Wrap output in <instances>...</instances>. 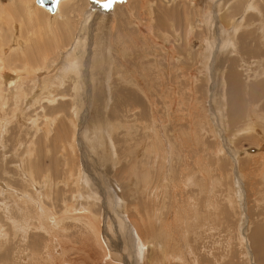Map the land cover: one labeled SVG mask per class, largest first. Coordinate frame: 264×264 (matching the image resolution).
<instances>
[{"label": "rangeland", "instance_id": "rangeland-1", "mask_svg": "<svg viewBox=\"0 0 264 264\" xmlns=\"http://www.w3.org/2000/svg\"><path fill=\"white\" fill-rule=\"evenodd\" d=\"M106 2L0 0V264H264V0Z\"/></svg>", "mask_w": 264, "mask_h": 264}, {"label": "bare ground", "instance_id": "bare-ground-1", "mask_svg": "<svg viewBox=\"0 0 264 264\" xmlns=\"http://www.w3.org/2000/svg\"><path fill=\"white\" fill-rule=\"evenodd\" d=\"M56 1H58V0H54V2H55V5H56ZM63 1V0H62ZM189 1H191V0H189ZM207 1V0H206ZM208 1H212V0H208ZM233 1V0H232ZM174 2V1H173ZM172 2V3H173ZM35 3H36V0H35ZM58 3V2H57ZM251 3V2H250ZM37 4V3H36ZM210 4V3H209ZM228 3H226V6L225 7H228V5H227ZM37 5H39V4H37ZM41 6V5H40ZM43 7V6H42ZM248 9H254V10H256V6L255 7H253V5H251V4H249L248 6ZM45 8V7H44ZM35 9H36V11L38 10L36 7H35ZM222 9V8H221ZM50 12V11H49ZM51 13V12H50ZM52 14V13H51ZM206 16H204V18H205ZM260 18V17H259ZM220 19V18H219ZM222 21V20H221ZM240 22H241V20H239L238 22H237V24L236 25H234V26H232V29L229 31V34H231V33H233V32H237V28L238 27H240ZM208 23V22H207ZM242 23V22H241ZM252 24V23H251ZM191 25V24H190ZM211 26L212 25V23L210 24H208V26ZM208 26H207V28H208ZM209 26V27H210ZM229 26V25H228ZM252 26V25H251ZM242 27V26H241ZM240 27V28H241ZM247 28V26H245V29ZM223 29H224V27H223ZM258 29V28H257ZM210 30V29H209ZM221 30V29H220ZM227 30V29H226ZM258 30H260V29H258ZM221 31H223V30H221ZM228 32V31H227ZM226 32V33H227ZM262 32V31H261ZM207 33V32H206ZM228 35V34H227ZM225 36V37H229V35L228 36ZM224 36V35H223ZM258 36V35H257ZM259 37V36H258ZM261 37H262V34H261ZM263 38V37H262ZM236 40V39H235ZM224 42H227V41H224ZM213 43L214 42H212V41H210V42H206V45H207V47H210V48H212L213 47ZM234 43V42H233ZM239 45V44H238ZM260 46V45H259ZM231 47H232V49L231 50H233V46L231 45ZM261 47V46H260ZM263 48V47H262ZM258 54V53H257ZM256 54V55H257ZM206 56V58H205V60H207L208 58H209V55L207 54V55H205ZM261 56V55H260ZM202 58L204 57V56H201ZM240 59V58H239ZM69 61V60H68ZM71 61V60H70ZM74 61H76V60H74ZM78 61V60H77ZM73 62V61H72ZM204 63H205V65H206V61H204ZM67 64H68V62H67ZM67 64H65V65H67ZM71 64V63H70ZM73 64V63H72ZM248 64V63H247ZM246 63H242L241 65L243 66V69L244 70H247V69H249L248 68V65H247ZM69 65V64H68ZM204 65V64H203ZM236 65V64H235ZM7 66V65H6ZM74 66H75V64H74ZM78 66V65H77ZM202 66V65H201ZM251 66V65H250ZM69 67V66H68ZM1 68V67H0ZM73 68V67H72ZM29 69H30V67H29ZM33 69V68H32ZM32 69H31V71H32ZM65 69V68H64ZM225 69V68H224ZM1 70V69H0ZM29 71V70H28ZM30 71V72H31ZM226 71V70H225ZM73 72H75V71H72V73ZM254 72V71H253ZM252 72V73H253ZM245 73V72H244ZM247 73V72H246ZM226 75V74H225ZM1 76H3L4 78L6 77V79L8 78V79H10V78H12L13 80L11 81V82H13V81H15V80H19V78L17 77V75L15 74V73H13V72H11V73H2V72H0V79H1ZM224 80V79H223ZM74 81V84H73V87H72V90L73 91H76V80L74 79L73 80ZM2 82V81H1ZM11 82H9L8 81V83H11ZM62 82V81H61ZM237 83V82H236ZM9 85V84H8ZM225 86V85H224ZM235 86V85H234ZM220 87V86H219ZM253 87V86H252ZM226 88V87H225ZM228 88H230V87H228ZM245 88V87H244ZM227 89V88H226ZM231 89V88H230ZM262 89V88H261ZM229 90V89H228ZM228 90H227V92H228ZM243 91H245L244 89H243ZM254 91V90H253ZM225 92V91H224ZM239 93V92H238ZM237 94V93H236ZM231 95V94H230ZM232 96V95H231ZM235 97V96H234ZM241 97H243V96H241ZM236 98H237V96H236ZM240 98V97H239ZM255 98V97H254ZM35 99V98H34ZM251 99H252V97H251ZM34 101V100H33ZM231 101V100H230ZM241 101V100H240ZM243 102V101H242ZM249 103V102H248ZM250 103H251V101H250ZM77 108V107H76ZM236 116V115H235ZM241 118V117H240ZM1 122V121H0ZM5 123V122H4ZM253 125V124H252ZM203 129V128H202ZM93 137V136H92ZM91 137V138H92ZM110 140V139H109ZM96 141V140H95ZM94 141V139H93V143L95 142ZM108 141V140H107ZM97 144V143H96ZM87 211V210H86ZM84 216H85V219H87L89 222H91L92 223V220H91V216L90 215H88V214H84ZM78 218H80V216L78 217ZM51 225H52V223H51ZM84 225H86V226H88L89 228H90V226L91 225H87V224H85L84 223ZM3 234L4 233H2L1 231H0V239H2V236H3ZM7 234V233H6ZM7 236V235H6ZM4 240V239H3ZM62 240V239H61ZM139 243V242H138ZM141 244V243H140ZM145 245H146V243H145ZM104 247V246H103ZM138 249H141V248H139V247H137ZM103 250H105V249H103ZM107 250V249H106ZM46 251V250H45ZM50 251V250H49ZM141 251V250H140ZM107 252V251H106ZM106 252H103V253H106ZM142 252V251H141ZM46 253V252H45ZM109 253V252H108ZM107 253V255H109ZM143 253V252H142ZM142 253H140V254H142ZM49 254H52L51 252L50 253H48V255ZM104 255H106V254H102V257L104 256ZM106 255V256H107ZM111 255V254H110ZM109 255V256H110ZM47 256V255H46ZM113 256V255H112ZM108 257V256H107ZM51 258H54V257H51ZM50 258V259H51ZM164 258V257H163ZM162 258V259H163ZM109 259V258H108ZM114 259V258H113ZM110 260H111V258H110ZM112 261V260H111ZM113 264H117V263H113Z\"/></svg>", "mask_w": 264, "mask_h": 264}, {"label": "water", "instance_id": "water-1", "mask_svg": "<svg viewBox=\"0 0 264 264\" xmlns=\"http://www.w3.org/2000/svg\"><path fill=\"white\" fill-rule=\"evenodd\" d=\"M36 3L48 9L51 13H54L56 10L54 0H36Z\"/></svg>", "mask_w": 264, "mask_h": 264}, {"label": "snow or ice", "instance_id": "snow-or-ice-1", "mask_svg": "<svg viewBox=\"0 0 264 264\" xmlns=\"http://www.w3.org/2000/svg\"><path fill=\"white\" fill-rule=\"evenodd\" d=\"M111 4H112V0H107V2L104 4V7L108 8L111 6Z\"/></svg>", "mask_w": 264, "mask_h": 264}]
</instances>
